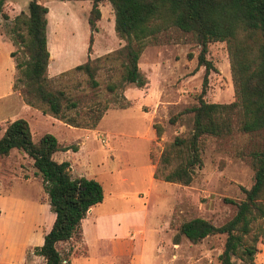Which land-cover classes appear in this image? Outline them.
Returning <instances> with one entry per match:
<instances>
[{"label":"rangeland","instance_id":"1","mask_svg":"<svg viewBox=\"0 0 264 264\" xmlns=\"http://www.w3.org/2000/svg\"><path fill=\"white\" fill-rule=\"evenodd\" d=\"M28 1L2 0L0 135L6 123L21 117L27 121L33 140L49 133L61 145H75L77 151H57L52 159L66 160L72 177H90L101 184L104 192V201L98 208L101 215L137 206L140 212L139 216L124 220L127 227L119 223V229L112 232H98L94 229L95 221L88 223L87 235L80 228L79 236L57 244L62 258L69 264H217L225 235H208L191 243L177 233V225L193 217L220 225L234 214L235 206L225 199L241 200L240 187L251 185L253 171L247 154L260 144V136L240 132L234 117L230 134L202 140L201 166L195 169L187 185L149 179L146 168L150 164L153 171L162 147L175 135L190 131V114L173 123L168 119L196 103L203 76V67L196 65L199 45L190 35L173 30L161 35V43L145 46L138 57L137 65L147 79L146 84L140 88L128 84L123 89L130 105L107 109L94 129L71 127L26 105L11 87L17 74L13 60L23 57V53L9 38L7 28L15 15L27 13ZM35 1L48 9L45 36L50 58L46 77L52 80L50 87H63L68 96L78 99L79 106L97 98L112 101L105 85L119 77L121 59L100 62L95 73L98 86L94 89L89 87L83 73L55 78L87 58L102 57L123 45L113 29L110 4L106 1L98 4L100 17L87 52L90 1ZM9 52L14 53L13 57ZM206 58L214 70L208 74L203 99L213 103L232 101L225 43H209ZM152 123L161 127L158 137ZM53 218L31 159L22 151L10 149L6 156L0 157V264H44L35 252ZM263 244L264 235L255 244L257 252L252 264H264L258 262L264 259ZM230 264L246 261L231 256Z\"/></svg>","mask_w":264,"mask_h":264},{"label":"trees","instance_id":"2","mask_svg":"<svg viewBox=\"0 0 264 264\" xmlns=\"http://www.w3.org/2000/svg\"><path fill=\"white\" fill-rule=\"evenodd\" d=\"M88 1L91 5L87 16V52L100 17L98 4L102 1L112 7L113 29L123 45L102 57L87 58L55 78L83 73L87 76L89 87L94 89L98 86L95 73L100 62L121 59L119 77L105 85L112 101L97 98L79 106L78 99L68 96L63 87H50L52 80L46 77L50 58L45 36L48 9L35 0H29L27 13L15 15L7 28L9 38L13 44L20 46L23 53V57L13 60L17 74L11 84L12 89L19 92L26 105L42 114H48L71 127L94 129L107 109L130 105L123 94L125 85L140 88L146 84L147 79L137 65L145 46L161 43L160 36L169 30L190 35L199 45L196 65L203 67L201 87L195 104L168 119L173 123L178 117L190 114V131L186 135H175L162 147L152 177L187 185L195 169L201 166L202 140L208 136L230 134L234 128V117L240 132L260 136V144L247 154L253 171L251 185L240 187L243 193L241 200L225 199L235 206L234 214L220 225L200 217L177 225V233L191 243H197L208 235H225L217 264H230L231 256L252 264L257 251L255 244L264 235V0ZM1 6L2 0L0 12ZM216 41L226 45L233 89V99L228 103L206 102L203 99L208 74L214 70L211 61L206 58L207 45ZM13 55L9 52L10 57ZM68 111L73 114H67ZM151 127L158 137L161 127L155 123ZM10 149L22 151L31 159L54 215L35 253L41 256L44 264H69L56 246L59 242L79 236L80 222L86 211L103 199L101 184L93 178L72 177L68 162H57L52 159V154L66 150L75 152V145H61L49 133L33 140L24 118L18 117L6 123L0 135V157L6 156ZM173 243H176L175 239Z\"/></svg>","mask_w":264,"mask_h":264},{"label":"crops","instance_id":"3","mask_svg":"<svg viewBox=\"0 0 264 264\" xmlns=\"http://www.w3.org/2000/svg\"><path fill=\"white\" fill-rule=\"evenodd\" d=\"M13 68H14V62H13ZM145 139H147V138H145ZM146 168H148V174L150 175L149 179H152V176H151L153 173L152 166L150 164H148V165H146ZM88 178H90V177H88ZM103 201H104V196H103V199L101 202L91 206L86 211V214L84 217L85 219L83 218L86 221H84L82 219L80 222V228H82V234L83 235H85V234L87 235V230H88L87 225H88V223H90L92 221L96 222V225L94 226L95 230H97L98 232L101 231V232L105 233V232H109V231L112 232L114 230V228H115V230L119 229V223L121 225H124V223H125L124 220L127 219L128 217L139 216L140 212L138 211V206H137V208H128V210H125V209H123V210H112L109 212V214H106L103 216V215H101V212L98 209L99 206L103 203ZM127 225H128V223H126L124 225V227H127ZM88 234H89V231H88ZM263 261H264V259L262 261L258 260V262H263Z\"/></svg>","mask_w":264,"mask_h":264}]
</instances>
